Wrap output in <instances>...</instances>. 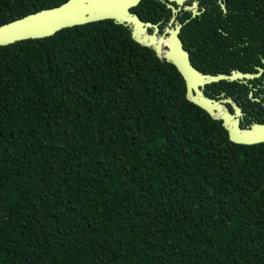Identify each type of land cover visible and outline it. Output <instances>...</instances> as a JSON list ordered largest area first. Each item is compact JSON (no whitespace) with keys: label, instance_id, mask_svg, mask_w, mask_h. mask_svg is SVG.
Returning a JSON list of instances; mask_svg holds the SVG:
<instances>
[{"label":"trees","instance_id":"1","mask_svg":"<svg viewBox=\"0 0 264 264\" xmlns=\"http://www.w3.org/2000/svg\"><path fill=\"white\" fill-rule=\"evenodd\" d=\"M65 1L0 0V25ZM250 90L204 94L233 99L246 128L264 123ZM0 264H264V143L230 142L111 20L0 46Z\"/></svg>","mask_w":264,"mask_h":264},{"label":"water","instance_id":"2","mask_svg":"<svg viewBox=\"0 0 264 264\" xmlns=\"http://www.w3.org/2000/svg\"><path fill=\"white\" fill-rule=\"evenodd\" d=\"M142 0H67L63 4L28 14L0 25V46L29 40L43 39L74 26L111 20L130 30L133 41L154 51L158 59L172 64L182 76L186 87V99L204 110L213 120L221 121L234 144L254 145L264 143V123H252L241 127L244 113L231 98L213 99L204 94L207 85L226 82H244L259 73L234 71L230 74H203L190 62L179 38L181 26L166 28L160 34L156 24L142 21L132 9ZM181 2V0H170ZM224 9V6H222ZM173 12L174 7H169ZM153 29L152 33L148 30ZM166 33H170L165 37ZM228 105L232 108L229 111Z\"/></svg>","mask_w":264,"mask_h":264},{"label":"flooded vegetation","instance_id":"3","mask_svg":"<svg viewBox=\"0 0 264 264\" xmlns=\"http://www.w3.org/2000/svg\"><path fill=\"white\" fill-rule=\"evenodd\" d=\"M143 1L135 8L145 16L143 7H139ZM144 5L149 11L150 6L146 2ZM151 5L160 10L161 19L157 23L144 22L156 24L160 34L180 25L179 38L190 62H222L226 67L256 69L253 73L238 69L231 72L257 74L260 69L259 76L239 83L248 85V97L260 104L254 109L264 111V0H151Z\"/></svg>","mask_w":264,"mask_h":264},{"label":"rangeland","instance_id":"4","mask_svg":"<svg viewBox=\"0 0 264 264\" xmlns=\"http://www.w3.org/2000/svg\"><path fill=\"white\" fill-rule=\"evenodd\" d=\"M254 97V95L252 96V98Z\"/></svg>","mask_w":264,"mask_h":264}]
</instances>
